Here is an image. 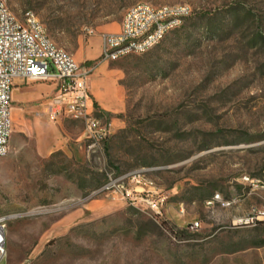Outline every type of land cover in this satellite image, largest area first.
Listing matches in <instances>:
<instances>
[{
    "label": "rangeland",
    "instance_id": "rangeland-1",
    "mask_svg": "<svg viewBox=\"0 0 264 264\" xmlns=\"http://www.w3.org/2000/svg\"><path fill=\"white\" fill-rule=\"evenodd\" d=\"M6 2L81 68L93 60L87 87L110 135L89 140L42 108L57 149L40 154L29 89L0 156V264H264V221L240 223L264 210V0ZM138 3L192 14L144 54L100 62L104 32Z\"/></svg>",
    "mask_w": 264,
    "mask_h": 264
},
{
    "label": "built area",
    "instance_id": "built-area-1",
    "mask_svg": "<svg viewBox=\"0 0 264 264\" xmlns=\"http://www.w3.org/2000/svg\"><path fill=\"white\" fill-rule=\"evenodd\" d=\"M192 14L184 4L154 6L138 3L127 9L116 33L103 35L100 62H114L132 55H141L158 45L167 35L179 29ZM91 34L92 30L87 29ZM94 70L81 65L66 50L58 47L48 36L45 26L33 14L19 20L0 0V156L8 152L11 133L12 86L16 79L58 82L60 92L52 98L46 113L51 121L61 118L80 120L89 140L101 141L110 135V126L98 116L87 87V78ZM113 187L107 184V190ZM208 200L212 205L219 199ZM264 221V210L254 212L241 224ZM199 222L191 224L197 229ZM7 218H0V262L6 256Z\"/></svg>",
    "mask_w": 264,
    "mask_h": 264
},
{
    "label": "crops",
    "instance_id": "crops-1",
    "mask_svg": "<svg viewBox=\"0 0 264 264\" xmlns=\"http://www.w3.org/2000/svg\"><path fill=\"white\" fill-rule=\"evenodd\" d=\"M121 24H119L118 28H115L112 31L104 32L107 33H116L121 29ZM100 50L99 54L101 53L102 49V40H99ZM87 61H93L92 59ZM30 88L33 90L32 93L34 97L37 99V139L39 141V144L41 146L40 148V154L42 155H48L51 154L53 151H55L57 148L54 145V142L56 141L55 138L51 135H45L41 132L42 127V108L44 109V112L46 113V107L49 103V101L57 96L60 92L59 84L56 80L50 79L48 81H31V80H25V79H16L12 86V103L14 102V106L12 105L11 109V119H12V110H17L20 108V104H22L27 98V94L30 93ZM93 94L92 92H90ZM92 101L94 103V100L92 98ZM96 108V107H95ZM97 109V108H96Z\"/></svg>",
    "mask_w": 264,
    "mask_h": 264
},
{
    "label": "trees",
    "instance_id": "trees-1",
    "mask_svg": "<svg viewBox=\"0 0 264 264\" xmlns=\"http://www.w3.org/2000/svg\"><path fill=\"white\" fill-rule=\"evenodd\" d=\"M85 64L88 65V66H92L94 64V62L93 61H86ZM94 105H95L96 108H98L96 103H94Z\"/></svg>",
    "mask_w": 264,
    "mask_h": 264
},
{
    "label": "bare ground",
    "instance_id": "bare-ground-1",
    "mask_svg": "<svg viewBox=\"0 0 264 264\" xmlns=\"http://www.w3.org/2000/svg\"><path fill=\"white\" fill-rule=\"evenodd\" d=\"M215 197H216V196H215ZM215 197H214V198H215ZM206 205H208L207 202H206ZM208 206H209V205H208ZM253 214H254V213H253ZM253 214H252V215H253ZM252 215H251V216H252Z\"/></svg>",
    "mask_w": 264,
    "mask_h": 264
}]
</instances>
